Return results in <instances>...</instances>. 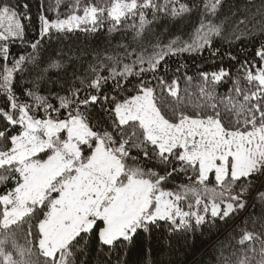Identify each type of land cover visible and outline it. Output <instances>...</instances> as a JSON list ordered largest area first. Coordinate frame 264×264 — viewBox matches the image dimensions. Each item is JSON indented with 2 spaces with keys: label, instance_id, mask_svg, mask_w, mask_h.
<instances>
[{
  "label": "snow or ice",
  "instance_id": "6c2138e0",
  "mask_svg": "<svg viewBox=\"0 0 264 264\" xmlns=\"http://www.w3.org/2000/svg\"><path fill=\"white\" fill-rule=\"evenodd\" d=\"M62 2L50 6L54 18L39 12L38 38L28 42V4L21 16L0 0V264H85L81 257L93 240L110 251L127 247L161 221L170 233L194 237L244 212L249 198L264 205V43L253 61L241 65L243 86L233 80L222 97L215 85L229 71L201 72L204 102L191 111L179 99L162 111L156 90L143 80L126 97L103 91L112 80L113 91L126 92L121 80L155 73L166 57L211 49L228 33L235 39L252 35L247 25L253 20L237 13L253 7V0L243 10L237 0H69L61 13ZM257 14L253 27L259 24L264 36V0ZM194 15L188 40L172 33ZM105 30L124 41L116 45L122 54L97 56L88 76L74 74L80 86L66 95L42 96L37 86L23 91L31 102L21 101L14 80L37 58L13 55V46L35 53L45 39ZM133 56L131 64L123 63ZM62 67L59 60L49 64ZM105 69L108 75H101ZM160 85L178 98L176 80L160 78ZM97 105L101 117L94 115ZM181 174L188 183L170 190ZM236 243L242 251L234 264H264V233L242 229Z\"/></svg>",
  "mask_w": 264,
  "mask_h": 264
},
{
  "label": "trees",
  "instance_id": "16d2710c",
  "mask_svg": "<svg viewBox=\"0 0 264 264\" xmlns=\"http://www.w3.org/2000/svg\"><path fill=\"white\" fill-rule=\"evenodd\" d=\"M8 2L19 9L21 16L25 11L22 5L28 4L27 11L31 19L23 20L26 25V40L28 42L38 38V14L41 10L49 18L55 17V12L49 11L50 6L55 4V0H8ZM68 2L69 0H63L61 3V13L66 11ZM237 2L241 4L243 10L246 0H237ZM253 5L248 10L242 11V14L237 13L238 18L243 19L244 16H247L253 20V24L259 20L257 8L260 7L261 0H253ZM41 6H43L42 9ZM253 24L247 25L252 35L235 39L228 33L226 38L214 39L211 49L206 47L201 52H184L166 57L155 73L145 72L139 76L133 75L129 76L127 80H121V84L127 88L126 92L119 89L113 91L114 81L112 80L108 81L103 91L118 98L126 97L129 94H135V87L143 80L156 90L157 103L162 111L167 112L169 106H176L177 99L187 105L185 110L191 111L193 105L204 102L199 94V87L203 83L201 72L211 73L220 68L229 71V77L215 85L218 97L227 94L229 88L233 86V80L237 78L243 86L244 71L241 65L246 61H253L255 50L260 47L261 43H264V36H261L258 31L260 25L256 24L253 27ZM195 25L196 16L194 15L191 20L186 21L178 28H173L172 33L181 35L184 40H188ZM243 28L244 26H241V31ZM122 42L124 41L119 35L108 37L105 30L95 35L75 32L58 39L56 37L50 40L45 39L35 53L30 47H21L19 44L13 46L11 49L13 55L32 53L37 58L35 64H26V70L22 74H17L14 80L17 95L21 101L31 102L23 94V91L36 90L37 86L38 94L42 96H50L51 93L66 95L65 90L69 87L80 86L79 81L75 80L74 74L79 77L88 76L89 65L96 62L97 56L103 59L106 55H116L117 52L122 54V49L116 50L117 43ZM213 52L215 55L212 54ZM134 59L135 56L124 59L123 63L131 64ZM55 60H59L63 64L61 69L49 68V64ZM122 66L120 67L122 68ZM139 67L136 65L134 72H138ZM144 67H147V64ZM46 69L47 71H45ZM21 75L22 78H19ZM101 75H108L107 69L101 72ZM189 77L191 80L188 79ZM160 78H163L166 84H171L173 80L177 81L179 85L178 98L170 96L167 90L161 87ZM161 96L164 98L163 103L160 102ZM237 99H242V97H237ZM51 102L58 105V101L54 98L51 99ZM4 103V96L0 93V106H3ZM93 112L97 117L103 115L99 110V105ZM37 114L42 116L43 112ZM183 183H188V181L181 174L176 176L167 187L170 190H178V186ZM8 186H11V182ZM2 191L3 187H0V192ZM262 216H264V205L259 202L253 205L249 198V207L244 212L238 214L234 219L228 220L227 223L218 222L214 229L210 230L205 227L202 234L197 233L194 237L190 234L185 236L183 233H170L167 226L161 221L160 227L153 228L150 233L141 231L127 247L110 251L107 247L98 248L93 240L89 244L87 255L81 259L85 261V264H234L242 251V246L236 243L241 230L247 229L256 233H264V227H262L264 221L259 219ZM253 220H256L255 224H253ZM18 240L20 244L25 243L23 232L19 234Z\"/></svg>",
  "mask_w": 264,
  "mask_h": 264
}]
</instances>
